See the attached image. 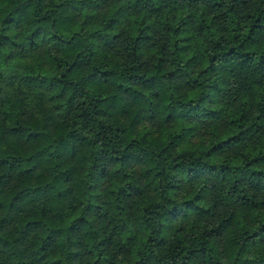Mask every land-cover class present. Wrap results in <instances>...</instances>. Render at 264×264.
Here are the masks:
<instances>
[{"label": "trees", "instance_id": "1", "mask_svg": "<svg viewBox=\"0 0 264 264\" xmlns=\"http://www.w3.org/2000/svg\"><path fill=\"white\" fill-rule=\"evenodd\" d=\"M0 264H264V0H0Z\"/></svg>", "mask_w": 264, "mask_h": 264}]
</instances>
